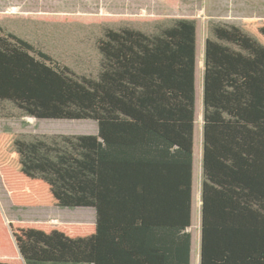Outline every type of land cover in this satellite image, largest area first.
<instances>
[{"label": "trees", "instance_id": "1", "mask_svg": "<svg viewBox=\"0 0 264 264\" xmlns=\"http://www.w3.org/2000/svg\"><path fill=\"white\" fill-rule=\"evenodd\" d=\"M206 28L201 264H264V24ZM196 42L195 18L0 19V119L98 125L0 134L15 205L96 211H0V264H191Z\"/></svg>", "mask_w": 264, "mask_h": 264}, {"label": "rangeland", "instance_id": "2", "mask_svg": "<svg viewBox=\"0 0 264 264\" xmlns=\"http://www.w3.org/2000/svg\"><path fill=\"white\" fill-rule=\"evenodd\" d=\"M0 0V19H61L70 18L81 22L97 19L141 21L155 18H195L197 21V65L195 73L196 111L194 128V168L192 221L189 232L192 236L191 264H200L201 238V187H202V125H203V49L200 50L202 36L206 39L207 22L200 19L204 15L203 0H122V5L107 7V0ZM264 2V0H260ZM259 11L264 10L260 6ZM246 12V11H245ZM257 12V11H256ZM253 14V11L248 12ZM213 22V21H212ZM203 48V45L201 46ZM31 135H92L98 134L94 121H59L22 118L0 119V134ZM6 181L0 173V207L8 222L91 226L96 221V211L91 208L60 209L43 207H21L15 205ZM3 218V220H4ZM4 220V221H5ZM6 222V221H5ZM8 227V226H7ZM8 230V229H7ZM9 231V230H8Z\"/></svg>", "mask_w": 264, "mask_h": 264}, {"label": "crops", "instance_id": "3", "mask_svg": "<svg viewBox=\"0 0 264 264\" xmlns=\"http://www.w3.org/2000/svg\"><path fill=\"white\" fill-rule=\"evenodd\" d=\"M260 0H203L202 10L204 15L202 17L203 22L213 21V22H223L228 23L233 26H245V25H263L264 24V10L259 11L260 6H264V2L260 3ZM72 3V0H67L66 4ZM122 0H107V7L111 5L112 8L122 5ZM246 11V12H245ZM253 11V14L248 12ZM257 11V12H256ZM205 41L206 39L202 36L200 50L203 49V72L205 76ZM203 45V48L201 46ZM197 42H196V65H197ZM203 95H204V83H203ZM33 120L34 118H29ZM203 131V125H202ZM202 152H203V136H202ZM10 201V198H8ZM10 204L12 202L10 201ZM46 208V207H43ZM54 209V208H52ZM62 209V208H60ZM0 207V211H1ZM4 218V215L1 211ZM5 220L6 224H11L9 221L8 214ZM96 221V219H95ZM19 223V221L14 222ZM52 226V225H51ZM58 226V225H56Z\"/></svg>", "mask_w": 264, "mask_h": 264}, {"label": "water", "instance_id": "4", "mask_svg": "<svg viewBox=\"0 0 264 264\" xmlns=\"http://www.w3.org/2000/svg\"><path fill=\"white\" fill-rule=\"evenodd\" d=\"M203 99H204V95H203ZM203 123H204V100H203ZM202 136H203V131H202ZM202 179H203V176H202ZM201 193H202V187H201ZM201 204H202V201H201ZM201 237H202V234H201ZM201 244H202V239L200 238V264H201Z\"/></svg>", "mask_w": 264, "mask_h": 264}]
</instances>
